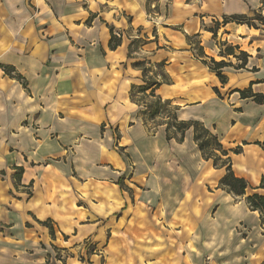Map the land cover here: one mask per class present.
I'll list each match as a JSON object with an SVG mask.
<instances>
[{
    "label": "clouds",
    "instance_id": "clouds-1",
    "mask_svg": "<svg viewBox=\"0 0 264 264\" xmlns=\"http://www.w3.org/2000/svg\"><path fill=\"white\" fill-rule=\"evenodd\" d=\"M0 264H264V0H0Z\"/></svg>",
    "mask_w": 264,
    "mask_h": 264
}]
</instances>
